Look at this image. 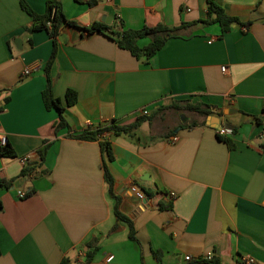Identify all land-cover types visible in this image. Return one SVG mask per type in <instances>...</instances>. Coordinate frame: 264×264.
<instances>
[{
    "label": "crops",
    "instance_id": "0c3cea01",
    "mask_svg": "<svg viewBox=\"0 0 264 264\" xmlns=\"http://www.w3.org/2000/svg\"><path fill=\"white\" fill-rule=\"evenodd\" d=\"M24 1L42 15L52 0ZM55 1L79 28L108 27L109 37L58 28L50 76L63 104L67 90L77 93L64 111L70 134L113 121L127 126L143 110L153 118L133 137H100L113 155L110 195L99 140L55 132L58 114L42 103L52 38L30 31L18 0H0V134L12 152L0 154V183L7 184L0 188V264H85L91 242L96 252L88 264H264V0H216L251 24H231L223 35L217 24L183 28L150 59L135 58L111 36L203 20L207 0ZM186 101L208 103L215 114L185 120V110L164 108ZM218 127L232 130L225 136L231 150ZM117 200L135 240L115 216Z\"/></svg>",
    "mask_w": 264,
    "mask_h": 264
},
{
    "label": "trees",
    "instance_id": "16d2710c",
    "mask_svg": "<svg viewBox=\"0 0 264 264\" xmlns=\"http://www.w3.org/2000/svg\"><path fill=\"white\" fill-rule=\"evenodd\" d=\"M19 5L23 11L30 17V19L33 22V26L30 28V31H37V30H46V32L49 34V36L52 38L53 43V50L52 54L50 56V59L47 61L46 65L44 66L43 73L45 76V87L42 90L41 96H42V103L44 105V108L46 110H54L59 117L58 122L55 123V132H58L60 129H66L68 132V136L70 138L78 139V140H84V141H97L100 142V148L104 152V160L102 164L103 169V177L106 183L108 184L109 193L112 194V187L114 185V179L111 175L107 164L113 160V155L111 153L110 149V143L106 142L105 140H101L100 137L104 133H110L115 136L119 135H125L133 137L135 136V131L140 126V124L144 122H150L153 118L152 115H143L137 118V120L130 125H119L116 124V121H113L108 124H103L99 126L95 130H86L78 134H70V126L68 124V121L66 120L64 116V111L66 107L73 106L77 102V93L73 90H67L65 94V101L64 104L61 102V100L53 95L52 91V78L50 76V68L53 63V60H55L56 57V42L55 39L58 34V28L61 25V23L66 24L67 26L78 28L81 30L87 31L89 34L91 33H101L106 34L108 31V27L106 25H103L101 23H94L88 30L79 28L76 23L67 21V18L65 17L61 5L58 1L52 0L48 1L46 3V11L44 14L39 15L33 12L26 2L24 0H18ZM207 8H206V18L203 20H199L192 23H185L182 22L178 27H170L163 24H158L154 27H149L148 25H143L140 29L137 30H130V29H122L119 33L113 34L111 38L114 40L115 44L124 50H127L132 56L139 59L141 57H145L147 59H150L153 57L165 44V42L168 41V39L176 38L178 37V33L181 29L192 27L196 24H205V25H213L217 24L220 28L221 34H225L230 30V25H245L248 26L251 24L250 22L246 24H242V22L232 15H229L225 12V10L216 4V0H207L206 2ZM49 23V26H48ZM108 36V35H107ZM109 37V36H108ZM149 38L150 42H147L144 46H139L137 44V41ZM165 109H172L173 111H179V110H185L190 113H193L195 115H198L200 117H203L204 119L208 116H213L215 114V107L210 106L208 103H196V104H190L188 101H186L185 104L177 105V103L171 104L169 107H164ZM254 121L259 124L261 123L260 118L256 116H252ZM199 123L194 122L191 126H197ZM219 140H223L227 143L228 149H232L234 146L232 142L229 140L228 137L225 136H218ZM48 145L44 144L39 147L38 154L43 162L45 159V154L47 151ZM0 154L1 156H11L12 152L9 151V145L6 144L3 148L0 147ZM29 171L27 169H24L21 172V177L27 175ZM7 184L0 183L1 187H6ZM34 191H32L33 193ZM148 196H151L149 193H146ZM31 193L25 194V197L30 196ZM119 200H117V204L115 206V216L119 220H123L129 225V238L132 240H135V231H134V225L130 219L125 217L119 210ZM160 210H167L169 207H165L164 205H160L158 207ZM115 229V228H113ZM112 229V231H113ZM93 242L89 243L86 247L90 250L86 253L85 258V264H88L92 258L94 253L96 252V247H93ZM1 254V253H0ZM195 263H205V264H219V261L217 259L211 258V259H205L201 258ZM193 263V264H195ZM63 264H67L63 261ZM242 264V263H240Z\"/></svg>",
    "mask_w": 264,
    "mask_h": 264
},
{
    "label": "built area",
    "instance_id": "2783aa9c",
    "mask_svg": "<svg viewBox=\"0 0 264 264\" xmlns=\"http://www.w3.org/2000/svg\"><path fill=\"white\" fill-rule=\"evenodd\" d=\"M48 26H49V23H48ZM24 75H28V71H25L24 72ZM142 115H147L148 116V111L147 110H143L142 111ZM216 132V135L218 136H227V135H232V130L229 129V127H218L216 128L215 130ZM175 140V139H174ZM7 137L0 134V147L3 148L6 144H7ZM134 190V189H132ZM18 195L21 197V198H24L25 197V194L21 191L18 192ZM113 256H110L107 261H110L112 260ZM242 264H255V261L251 258H244L242 261H241Z\"/></svg>",
    "mask_w": 264,
    "mask_h": 264
},
{
    "label": "rangeland",
    "instance_id": "374dc122",
    "mask_svg": "<svg viewBox=\"0 0 264 264\" xmlns=\"http://www.w3.org/2000/svg\"><path fill=\"white\" fill-rule=\"evenodd\" d=\"M179 114H184V115H186V116H185V120H186V119H190V118H191V120H192V119L195 117L194 114L192 115V113H188V111L179 112ZM180 119H181V121H182V120L184 119V116L181 115ZM143 127H144V128H142L141 131H143V132L145 133V131L147 130V125L144 124ZM143 132H142V135H143Z\"/></svg>",
    "mask_w": 264,
    "mask_h": 264
},
{
    "label": "water",
    "instance_id": "95a60500",
    "mask_svg": "<svg viewBox=\"0 0 264 264\" xmlns=\"http://www.w3.org/2000/svg\"><path fill=\"white\" fill-rule=\"evenodd\" d=\"M215 120L217 121V119L215 118Z\"/></svg>",
    "mask_w": 264,
    "mask_h": 264
}]
</instances>
